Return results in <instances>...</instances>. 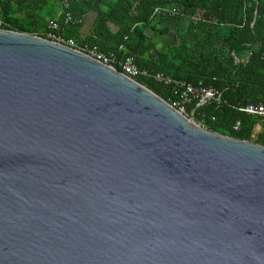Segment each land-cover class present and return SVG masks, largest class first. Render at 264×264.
I'll return each instance as SVG.
<instances>
[{
	"label": "water",
	"instance_id": "95a60500",
	"mask_svg": "<svg viewBox=\"0 0 264 264\" xmlns=\"http://www.w3.org/2000/svg\"><path fill=\"white\" fill-rule=\"evenodd\" d=\"M0 264H264V144L0 28Z\"/></svg>",
	"mask_w": 264,
	"mask_h": 264
},
{
	"label": "trees",
	"instance_id": "16d2710c",
	"mask_svg": "<svg viewBox=\"0 0 264 264\" xmlns=\"http://www.w3.org/2000/svg\"><path fill=\"white\" fill-rule=\"evenodd\" d=\"M157 6L177 13L153 14ZM67 12L85 19L65 24ZM0 19V28L41 37L55 19L78 48L130 55L150 73L216 88L219 101L193 100L185 114L223 135L264 144V118L239 109L264 102V0H0ZM135 80L169 103L178 99L173 83Z\"/></svg>",
	"mask_w": 264,
	"mask_h": 264
},
{
	"label": "built area",
	"instance_id": "2783aa9c",
	"mask_svg": "<svg viewBox=\"0 0 264 264\" xmlns=\"http://www.w3.org/2000/svg\"><path fill=\"white\" fill-rule=\"evenodd\" d=\"M177 13L176 10L170 9L163 6H157L153 10V14H161V15H173ZM85 16H81L77 19H74L70 13H66L63 18V23L69 22H81L84 21ZM2 24V20L0 19V25ZM45 38L50 39L52 41L59 42L61 44H65L67 46L80 49L97 60L115 66L120 72L127 75L128 77L134 78L138 76H144L147 78H151L152 80L163 82L165 84H174L175 93L178 95V99H175L173 103H171L174 107H176L180 112L185 114L186 104L196 100L197 106L204 105L209 103L210 101H219L221 97V92L213 87H207L204 85H193L186 81H178L171 79L170 77L165 76L162 73H150L145 69L139 68L133 61V57L130 55H125L122 57H115L113 55H107L101 51H98L95 48H78L76 41L73 38H66L61 33V24L55 20L50 19L47 22L46 29L44 31ZM120 46L119 48H121ZM236 61L238 59L236 58ZM240 110L245 113L258 116L264 118V102H259L256 104H248L245 107H240ZM186 115V114H185ZM239 122H237L233 129H238Z\"/></svg>",
	"mask_w": 264,
	"mask_h": 264
},
{
	"label": "crops",
	"instance_id": "0c3cea01",
	"mask_svg": "<svg viewBox=\"0 0 264 264\" xmlns=\"http://www.w3.org/2000/svg\"><path fill=\"white\" fill-rule=\"evenodd\" d=\"M93 17H94V14H89L88 18L86 19L84 32H86L87 29L89 28L90 22L92 21Z\"/></svg>",
	"mask_w": 264,
	"mask_h": 264
},
{
	"label": "rangeland",
	"instance_id": "374dc122",
	"mask_svg": "<svg viewBox=\"0 0 264 264\" xmlns=\"http://www.w3.org/2000/svg\"><path fill=\"white\" fill-rule=\"evenodd\" d=\"M83 29H85V28H83Z\"/></svg>",
	"mask_w": 264,
	"mask_h": 264
}]
</instances>
